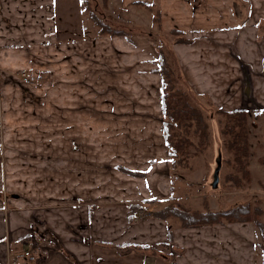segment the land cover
<instances>
[{
    "label": "crops",
    "instance_id": "0c3cea01",
    "mask_svg": "<svg viewBox=\"0 0 264 264\" xmlns=\"http://www.w3.org/2000/svg\"><path fill=\"white\" fill-rule=\"evenodd\" d=\"M59 1L0 0V66L4 71L0 120L8 129L0 140V264H142L139 254L120 256L115 249L159 245L166 246L167 252L154 264H263L259 233L250 222L187 229L169 219L129 221L128 204L152 202L168 191L164 184L161 192L154 180L156 173L165 176L159 169L166 170L168 165L159 78L154 91L149 88L157 100L156 120L151 126L143 124L145 136L156 134L130 149L125 146L123 157L106 156L107 188H96L81 176L80 161L88 159L74 146L86 143L87 150L95 149L89 140L83 142L65 130H90L89 123L81 121L78 103L87 98L88 111H95V100L90 99L94 83L83 67L75 76L77 87L66 89L60 49L66 53L92 42L107 44V65L112 50L125 52L135 57L131 66L138 64L142 75L152 77L157 76L153 72L158 66L157 53L149 40L140 37L130 41L108 36L81 40L77 35L63 39L65 19L57 16ZM133 2L152 6L163 28L193 39L174 50L190 91L208 95L225 110L241 108L242 95L253 92L264 110V43L256 41L255 32L257 20L264 18V0H121L120 8ZM175 24L181 29L176 30ZM51 34L50 39H43ZM145 49L150 50L148 57L142 55ZM72 55L77 63L86 62L81 54ZM19 69L49 75L39 85L22 82L15 89L10 73ZM25 89L31 93L28 97L39 92L37 100L47 101L46 107L38 105L32 110L31 118L26 112H15ZM50 106L54 111L47 112L55 118H34L35 111ZM77 109L78 117L65 119L69 110ZM118 168L147 174L143 179L133 178ZM29 239L37 242L35 262L7 256L23 251Z\"/></svg>",
    "mask_w": 264,
    "mask_h": 264
},
{
    "label": "rangeland",
    "instance_id": "374dc122",
    "mask_svg": "<svg viewBox=\"0 0 264 264\" xmlns=\"http://www.w3.org/2000/svg\"><path fill=\"white\" fill-rule=\"evenodd\" d=\"M86 5H88L89 12L84 7ZM120 7L121 0H61L59 1L57 16L65 19L62 26L65 27L66 31L62 33V35L57 34L62 36L63 39H69L70 37L75 38V35H77L76 38L80 37L81 40H92L93 37L98 38L99 36L107 38V35L98 34V28H100L99 25H101V27L104 26L106 30L107 27L110 28L112 30H110V33H115V31L121 32L118 35H108V37H121L128 41L131 40V37H140L149 40L151 42V49L156 53V48L161 47L164 53L168 54V68H170L174 76L173 78L176 85L189 93L188 95L193 102L192 104L199 109L207 124L208 130V140H206L207 142L204 146L197 145L198 138L192 134L190 138L191 146L188 149L190 157L182 161V163L185 164L184 166L179 165L174 167L170 158H168V165L165 167L166 170L162 168L159 169V173L164 174L167 178L157 173L154 178L155 185L161 192H163V185H167V195L158 199L154 198L152 200L153 203L139 201L140 203H137V205L142 208L137 211L138 213L133 212L129 221L133 222L151 219L152 216L150 212L157 211L168 205H174L181 211L191 213L209 212L219 214L236 207L245 210L249 208L252 214L251 221H240L236 219L223 221L221 219L224 218H221V224L250 222L254 224L259 233L258 227L256 226L257 224L254 223V220L260 221L264 225V110L259 106V102L256 101L258 100L257 97L255 99L253 92L250 94H248V92V95L243 94L241 101L243 106L234 109H243L247 111V117L244 120L245 124L243 126L246 129L249 149L248 158L245 159L246 163H243L247 172L246 174L241 171L235 162L233 152L227 149V143L230 141L229 139H231L229 135L231 129L235 128L233 125L238 124V122L234 117L220 113L218 106L214 104V101H212L208 95L201 97L193 93L192 90L189 91V85L184 79L185 77L179 58L175 55L176 52L174 50L176 45L185 46L189 45V43H177L176 41L182 38L192 43L193 39H190V36L186 34L177 37L172 32L174 30H166L163 28L155 10L153 8H147L143 3L133 2L124 9ZM89 13L95 17L98 25L95 26L94 22L90 20ZM155 16H158V20ZM155 19L157 21H155ZM175 29L180 30L181 28L175 24ZM255 32L256 41L264 43V18H259L257 20ZM52 36L53 34H51L50 37H43V39L46 41ZM104 47L105 46L101 44L99 45L96 42H92L88 43L86 46H81L78 50L66 51V53L65 50L63 51V49H60V54H58L60 60L62 59V62L59 61V63L64 65L63 71L66 74V78L63 84L66 86V89L77 87L78 84L76 83L78 80L75 79V76L83 72L81 70L83 67L88 77L93 79L94 94L90 96V99L95 100L94 107H92L95 111H88L87 105L89 103L87 102V98L80 100L78 103L80 104L79 113L83 116L81 121H87L90 130H88V133L87 130L77 129H68L65 131L67 134L76 137L79 136L80 140L83 142L89 140L92 143L91 145H93L95 149L92 151L86 149V143L79 146L75 145L74 147L83 158L88 159L87 162L80 161L82 165L81 170L84 169L81 171V176L83 178L88 177L87 183L94 185L96 188H107L106 169L109 161L106 156H109V154H116L117 158L123 157L121 153H127V151H124L125 146H127V149H130L136 146L135 143L141 142L145 138H149L151 135L156 134V132H152L149 136H145L147 129H144L143 125L149 122L151 126L156 120L157 100L155 101V94L153 93L157 84L156 78L160 80L159 94L161 99V77L159 73H156L157 76L155 77L142 75L138 64L131 66L135 58L132 54L126 55L125 52L121 53L115 50H112L110 54L111 61L109 65H107V44L106 47ZM149 51L150 50L147 49L143 50L142 55L148 57L150 54ZM73 52L81 54L84 57L82 58V62L85 60L86 62L77 63L78 60L73 58ZM121 59L122 61H120ZM156 62H158L159 65V56H157ZM251 63L252 62H249V64ZM121 64L124 68L120 67ZM239 65H241V67H246L244 64ZM1 68L0 66V116L1 113H3L1 108V90L4 85L2 74L4 71ZM260 68L257 66V69ZM23 71L38 75L40 77L37 83L38 85L45 82L49 75L46 74V77L45 73H42L43 71L40 70H15L10 73L14 78V80H12L14 84L13 88L19 89L20 84H22L20 73ZM153 72L155 73V71ZM71 77H74L73 79H75V81H72ZM149 88H152L153 91L151 92ZM146 89H149V91ZM26 90L27 89L24 90L22 98H19L20 103L15 106V112H18V110L21 111V113L26 112L24 115L31 118L30 115L32 110L37 108L38 105L46 107L47 101L46 99L41 101L37 100V97L41 96L39 92L34 93L32 97H28L30 92ZM51 108L52 106L47 107L43 112L35 111L34 118L39 117L40 120L51 119V114L47 112L51 111V113H53L54 107ZM220 110L226 112L233 111L225 109ZM74 116L78 117V109L77 111L69 110V113L65 114V119L67 118L68 121H71V118ZM238 128L241 130L240 127ZM7 130L8 129L4 128L0 120L1 141ZM38 130L37 128V131ZM151 131H153V128H151L150 132ZM15 134L18 135L20 132L15 131ZM142 151H144V149L139 152ZM219 156L221 166L218 172V182L217 186L212 188V182L214 180L212 177L217 167ZM118 169L121 171L122 168ZM127 171L136 174L127 175L138 179H143L147 174L145 170L127 169ZM169 220L171 222L175 220L177 224H179L176 218H170ZM218 224L220 223L212 225ZM203 226L206 225L202 224V226L197 225V227L189 228H199ZM27 241L28 240H26V242ZM260 242L261 239L259 240V243ZM113 248L115 249V247ZM119 248L121 251L115 249L117 255H119L118 253L120 252H124L120 256H132V252L137 253L139 254L137 256L139 259L138 263L141 262L142 264H154L155 260L161 259L163 254L167 252V248L161 246H149L148 249L138 248L136 246H127L124 248L120 246ZM10 255L14 256V254H8L7 256L11 257Z\"/></svg>",
    "mask_w": 264,
    "mask_h": 264
},
{
    "label": "trees",
    "instance_id": "16d2710c",
    "mask_svg": "<svg viewBox=\"0 0 264 264\" xmlns=\"http://www.w3.org/2000/svg\"><path fill=\"white\" fill-rule=\"evenodd\" d=\"M147 8H152L150 5H145ZM86 10L89 12L88 5L84 6ZM157 13V10H155ZM91 21L94 22L95 26L98 25L94 16H90ZM158 20V16H155ZM155 19V21H157ZM98 28V34L100 35H118L121 32L115 31V33H110L112 30L107 27ZM111 30V31H110ZM114 31V30H113ZM174 35L179 37V35H183L182 32L172 31ZM177 43H191L186 39H179L176 41ZM157 53L159 56V65L155 71V73H159L161 77V104H162V115H163V140L168 150V158H170L173 166H184L182 163L183 160H187L190 155L188 154V149L191 146L190 138L192 134L197 136L198 142L197 145L204 146L206 144V140H208V130L207 124L203 119L199 109L192 104L193 102L190 99V96L183 88L176 85L174 80V76L170 68H168L169 64L167 61L168 54H165L161 47H157ZM190 91V89H189ZM220 113L229 115L234 117L238 124H234L231 129L230 141L227 143V149L230 152H233L234 159L241 171L247 174L244 164L245 159L248 158V140L246 129L244 126V120L247 117V111L243 109L233 110L230 112H226L219 109ZM241 130H239V128ZM192 131H191V130ZM228 134V132H227ZM264 164V163H263ZM122 172L129 175H136L131 171H127L125 169H121ZM150 203L148 201H145ZM128 208L133 212L139 211L142 207L136 204H128ZM151 216L160 220H168L170 218L178 219L181 228H189V227H197V225H212V224H221V220L228 221L229 219H236L242 221H251L252 214L249 208L241 209V208H233L229 211H223L221 213H200V212H186L181 211L176 208L174 205H168L163 208L158 209L157 211L150 212ZM224 218V219H221ZM227 218V219H226ZM221 219V220H220ZM254 223L257 224L259 230V238L261 242L259 243L260 249L262 251L263 256V264H264V225L260 221L254 220ZM168 239L171 241V232L168 231ZM161 247H166L164 245H159ZM149 247L145 248L148 249ZM117 249V248H116ZM120 251L121 249L118 248ZM116 251V250H115ZM118 252V251H117ZM124 252L118 253L121 255Z\"/></svg>",
    "mask_w": 264,
    "mask_h": 264
},
{
    "label": "built area",
    "instance_id": "2783aa9c",
    "mask_svg": "<svg viewBox=\"0 0 264 264\" xmlns=\"http://www.w3.org/2000/svg\"><path fill=\"white\" fill-rule=\"evenodd\" d=\"M21 74V81L24 84L28 85H35L40 80V77L38 75H35L33 73H26V71H23ZM36 242L34 239H30L25 243V250H23L20 253L14 254V258H20L23 257L25 260L30 262H35L36 255H35V249H36Z\"/></svg>",
    "mask_w": 264,
    "mask_h": 264
},
{
    "label": "water",
    "instance_id": "95a60500",
    "mask_svg": "<svg viewBox=\"0 0 264 264\" xmlns=\"http://www.w3.org/2000/svg\"><path fill=\"white\" fill-rule=\"evenodd\" d=\"M221 162V160H220V156H219V161H218V163H217V167H216V169H215V171H214V175H213V182H212V188H215L216 186H217V182H218V172H219V168H220V163Z\"/></svg>",
    "mask_w": 264,
    "mask_h": 264
}]
</instances>
